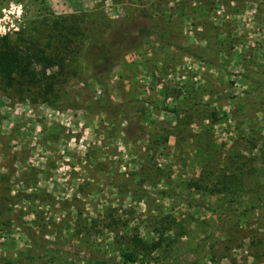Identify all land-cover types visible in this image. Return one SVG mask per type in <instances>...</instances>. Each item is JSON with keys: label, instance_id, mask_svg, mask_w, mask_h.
Masks as SVG:
<instances>
[{"label": "rangeland", "instance_id": "374dc122", "mask_svg": "<svg viewBox=\"0 0 264 264\" xmlns=\"http://www.w3.org/2000/svg\"><path fill=\"white\" fill-rule=\"evenodd\" d=\"M156 2L179 46L149 33L111 68L105 90L79 77L82 36L128 14L162 24ZM3 36L44 48L54 91L75 107L0 83L1 256L92 264L122 260L139 238V262L264 264V209L216 227L207 207L228 196L204 188L217 172L244 169L241 208L264 201V0H0ZM102 94L124 114L85 109ZM250 166L263 169L257 185ZM33 235L57 252L28 258Z\"/></svg>", "mask_w": 264, "mask_h": 264}, {"label": "trees", "instance_id": "16d2710c", "mask_svg": "<svg viewBox=\"0 0 264 264\" xmlns=\"http://www.w3.org/2000/svg\"><path fill=\"white\" fill-rule=\"evenodd\" d=\"M158 3L159 2H156L155 8L162 12H160L159 18L156 19L164 21V2L161 4ZM108 27L110 30L106 34H102L103 31L100 30H92L82 36L80 49L78 51L79 77L83 80H90L100 84L104 90L105 79L111 68L117 64L126 52L140 46L149 33H154L162 45L174 44L179 46L173 41L177 35L171 25L168 24V21H164L162 24L160 21H158V23L154 22L152 24H147L143 23L139 17H133L131 14H128L126 17L120 18L115 22H110ZM62 37H65V35H62ZM187 50L190 51L189 49ZM190 53L196 56L194 52L190 51ZM53 64V59L49 57L44 48H33L29 45L22 46L20 43L13 42L8 36L0 37V83L3 89H10L14 88L16 85L21 86L23 84L27 86L28 84L29 86L27 88L31 89V87H38L39 90L42 89L41 95L43 102L49 107L57 110L74 108V103L70 98L54 91V76H49L46 73L48 65ZM102 96L103 94L94 101H91L85 109L90 113L118 109L121 114H124L125 111L122 102L111 103L107 99H102ZM206 133L209 132L207 131ZM263 169L250 166L249 175H252V173L254 174L256 185L259 183V176L263 173ZM234 170L235 168L231 169L228 173L223 171L217 172V179L210 186L204 184V188L208 189L210 192L214 191L217 193V191H221L223 196H228L227 198L225 197L226 204L223 207L217 205L207 207L215 218L216 227L222 226L227 220L232 219L238 221L242 218H248L249 213H251L250 209L252 208L255 214L261 216V209H264V201L254 198L249 208H241L240 204L242 202L238 195L241 188L247 185L245 181V172L243 171L244 169L241 171ZM158 193L163 197L170 196L168 190L165 189L158 190ZM30 238V243L32 245L30 244L31 246L27 251L28 258H32L30 255L32 253V259L36 258L35 256H46L51 252L50 248L57 252L58 248L54 245L48 247V241L44 240V238H42L43 243L40 244L38 240H35V235ZM133 241L135 246L145 249L146 242L143 239L134 238ZM135 246H133L131 250H124L121 252L120 256L122 260L104 258L97 260L93 259L91 262L92 264H158L151 260L139 262L136 255L138 250L135 249ZM69 250V248L65 250L66 254ZM69 252L71 253L72 251ZM67 255L73 257L69 253ZM177 261L180 262L182 260L177 258ZM189 261H192L191 264H197V256L191 258ZM12 262H14L12 257L0 255V263L11 264ZM178 262H175V264H182Z\"/></svg>", "mask_w": 264, "mask_h": 264}]
</instances>
